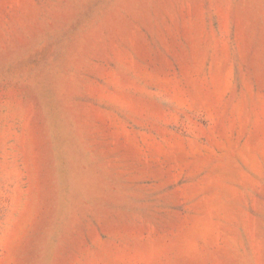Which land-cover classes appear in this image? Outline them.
I'll return each instance as SVG.
<instances>
[{
  "label": "rangeland",
  "instance_id": "obj_1",
  "mask_svg": "<svg viewBox=\"0 0 264 264\" xmlns=\"http://www.w3.org/2000/svg\"><path fill=\"white\" fill-rule=\"evenodd\" d=\"M0 264H264V0H0Z\"/></svg>",
  "mask_w": 264,
  "mask_h": 264
}]
</instances>
